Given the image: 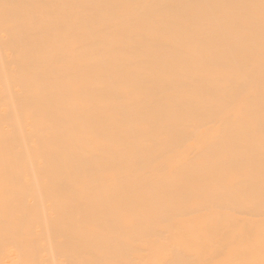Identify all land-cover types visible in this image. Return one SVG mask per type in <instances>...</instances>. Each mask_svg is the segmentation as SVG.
<instances>
[{"label": "bare ground", "instance_id": "6f19581e", "mask_svg": "<svg viewBox=\"0 0 264 264\" xmlns=\"http://www.w3.org/2000/svg\"><path fill=\"white\" fill-rule=\"evenodd\" d=\"M0 264H264V0H0Z\"/></svg>", "mask_w": 264, "mask_h": 264}]
</instances>
